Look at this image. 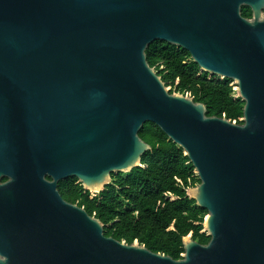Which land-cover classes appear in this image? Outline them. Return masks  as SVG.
<instances>
[{
	"label": "water",
	"instance_id": "water-1",
	"mask_svg": "<svg viewBox=\"0 0 264 264\" xmlns=\"http://www.w3.org/2000/svg\"><path fill=\"white\" fill-rule=\"evenodd\" d=\"M156 41L233 81L243 124L171 94ZM146 123L200 180L187 195L211 239L185 237L182 260L107 237L59 191L144 168ZM0 264H264V0H0Z\"/></svg>",
	"mask_w": 264,
	"mask_h": 264
},
{
	"label": "trees",
	"instance_id": "trees-1",
	"mask_svg": "<svg viewBox=\"0 0 264 264\" xmlns=\"http://www.w3.org/2000/svg\"><path fill=\"white\" fill-rule=\"evenodd\" d=\"M242 15L251 19L252 11L243 7ZM146 55L171 94L189 95L206 105L208 117L243 124L245 103L235 97L233 81L201 72L189 52L165 42L152 43ZM139 135L151 146L142 157L144 168L112 175L111 184L93 198L75 177L60 183V194L100 220L107 237L182 260L185 237L192 234L202 245L211 239L203 233L208 212L187 195L200 180L184 151L157 125L146 123Z\"/></svg>",
	"mask_w": 264,
	"mask_h": 264
},
{
	"label": "rangeland",
	"instance_id": "rangeland-1",
	"mask_svg": "<svg viewBox=\"0 0 264 264\" xmlns=\"http://www.w3.org/2000/svg\"><path fill=\"white\" fill-rule=\"evenodd\" d=\"M220 79H221V78H220ZM232 86L235 87V88H234V91H235V93H236L235 97L237 98V97H238V92H237L236 84L233 82V83H232ZM167 90L170 91L171 88H170V87H167ZM174 94H176V93H174ZM188 96H189V95H188ZM189 97H190V96H189ZM194 173H195V175L197 176V172H196V170H195ZM123 175H126V174H123ZM114 176H116V174H114ZM112 181H113V178H112L111 182H112ZM101 192H102V191H101ZM101 192H98V195H99ZM187 192H188V191H187ZM90 193H91V198L97 196L96 192H90ZM203 233H206L207 235H209L208 232L205 231V229L203 230Z\"/></svg>",
	"mask_w": 264,
	"mask_h": 264
},
{
	"label": "flooded vegetation",
	"instance_id": "flooded-vegetation-1",
	"mask_svg": "<svg viewBox=\"0 0 264 264\" xmlns=\"http://www.w3.org/2000/svg\"><path fill=\"white\" fill-rule=\"evenodd\" d=\"M6 181H7L6 178H2V179H1V183H5Z\"/></svg>",
	"mask_w": 264,
	"mask_h": 264
}]
</instances>
